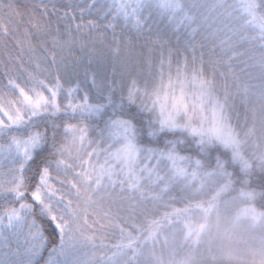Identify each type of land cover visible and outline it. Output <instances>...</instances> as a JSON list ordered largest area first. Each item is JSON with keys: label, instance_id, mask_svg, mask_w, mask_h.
<instances>
[{"label": "snow or ice", "instance_id": "snow-or-ice-1", "mask_svg": "<svg viewBox=\"0 0 264 264\" xmlns=\"http://www.w3.org/2000/svg\"><path fill=\"white\" fill-rule=\"evenodd\" d=\"M253 182L264 0H0V264H139Z\"/></svg>", "mask_w": 264, "mask_h": 264}, {"label": "rangeland", "instance_id": "rangeland-1", "mask_svg": "<svg viewBox=\"0 0 264 264\" xmlns=\"http://www.w3.org/2000/svg\"><path fill=\"white\" fill-rule=\"evenodd\" d=\"M225 192L207 215H193L195 235L186 239L184 230L165 244L166 250L157 255L164 264H264V210L254 202L261 193L245 184L235 196L225 198ZM248 192L255 195L243 194Z\"/></svg>", "mask_w": 264, "mask_h": 264}, {"label": "trees", "instance_id": "trees-1", "mask_svg": "<svg viewBox=\"0 0 264 264\" xmlns=\"http://www.w3.org/2000/svg\"><path fill=\"white\" fill-rule=\"evenodd\" d=\"M23 2V0H22ZM65 3L71 2V0H64ZM75 2H79V0H75ZM79 22V21H77ZM236 70L239 71L240 67L237 66ZM249 150H251L249 148ZM242 183H236L233 185V187L231 189L226 190V192L224 193V197L225 198H229L232 196H235L239 193L241 187H242ZM248 188L253 189V190H257L259 191L261 194L260 196L254 201L255 204L257 205L258 208L264 210V188H262L259 184L253 182L251 184H247ZM174 232L178 233L175 237L174 240H172L173 234ZM184 232V227L183 225H177L174 227H171L170 230L167 231L166 235H167V242H173L176 240L177 236L179 237L180 235H182V233ZM163 240L156 244L154 247L152 246H147L144 247L142 249V254L139 257V264H154V260L156 257H158L157 255L159 253H161L162 251L166 250V244ZM185 245L180 249V253L183 254L184 253V249H185ZM213 264V263H212Z\"/></svg>", "mask_w": 264, "mask_h": 264}]
</instances>
